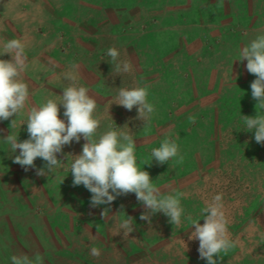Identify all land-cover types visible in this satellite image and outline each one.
<instances>
[{"label": "rangeland", "instance_id": "1", "mask_svg": "<svg viewBox=\"0 0 264 264\" xmlns=\"http://www.w3.org/2000/svg\"><path fill=\"white\" fill-rule=\"evenodd\" d=\"M53 2L57 6L53 5L55 13L65 11V15L85 20L89 26L94 20L100 24L112 15V23L114 20L123 33L129 27L135 29L132 34L144 31L143 45H159L167 52L177 47L178 37L185 43L216 23L217 32L224 28L230 30L228 33L261 29L264 34V0H250L255 18L241 26L230 18L222 19L242 9L237 0ZM132 19L136 23L131 28ZM149 21V26H142ZM237 42L238 37L231 36L225 52L216 45L212 66L205 61L209 50L205 53L204 48H199L192 58H181L175 67L172 64L162 69L158 77H152L147 99L155 112L147 127L136 119V107L128 111L117 104L115 108L114 102H104L96 109L94 116L101 122L98 133L107 131L109 125L113 130L130 132L137 146V166L150 173L162 195L183 193L180 199L185 214L179 225L169 223L162 213L153 215L149 224L140 220L144 208L135 194H129L118 197L109 215L102 219L100 212L107 206L91 208L89 191L82 185L72 186L78 193L72 197L79 203L78 208H65V215L58 218L57 224L65 227V244L60 252L71 256L74 264H206L199 259V241L188 238L194 227L185 217L190 214L203 224L201 210L220 193L228 233L236 243L227 254H220L222 264H264V145L255 142L254 132L243 130L242 115L255 116L257 101L252 99L250 88L255 76L247 72L246 60H237ZM154 55L153 65L160 66L157 53ZM189 116L196 117L195 123L189 122ZM165 137L178 144L184 156L182 164L175 163V159L163 165L151 162V150L158 148ZM81 151L75 150V155ZM69 159L60 167L65 174H71ZM2 168L0 165V172ZM125 215L134 218V231L129 235L119 228ZM60 232L54 230L58 240ZM91 247L100 250L99 257L90 255Z\"/></svg>", "mask_w": 264, "mask_h": 264}, {"label": "crops", "instance_id": "2", "mask_svg": "<svg viewBox=\"0 0 264 264\" xmlns=\"http://www.w3.org/2000/svg\"><path fill=\"white\" fill-rule=\"evenodd\" d=\"M237 1L243 6L242 9L222 19L230 18L241 26L253 20L255 15L251 12L250 0ZM53 5L57 7L53 0H0V51H3V45L8 40L22 39L27 57L22 79L29 85L30 91L26 106L17 117V126L14 129L9 127L11 119L15 117L0 122V165L3 166L0 172V264H11V256L21 253L30 257L39 253L44 258V264H74L71 256L60 252L61 245L65 244V227L57 224L58 218L65 215V208L76 210L79 205L72 199L78 195L69 184L72 175L65 174L61 168L48 176H37L34 169L26 172L20 165L13 163L14 154L2 140L10 131L18 134L20 141L28 138L27 126L23 125L28 111L49 98L60 99L62 89L68 85L63 73L69 70L71 63L78 65V85L89 89V95L97 101L99 109L104 102H116L119 87L149 86L152 77H158L162 69L172 64L175 67L181 58H192L199 48H204L205 53L209 50L205 61L212 66L211 62L218 51L216 45L225 52L227 40L237 36L235 47L239 53L243 46L262 33L261 29L228 33V28L217 32L219 24L216 23L210 25L206 32H198L190 37L185 43L180 39L181 36L178 37L177 47L167 52L159 45H143L141 37L144 31L140 30L139 35L132 34L135 29L129 27L123 33L114 20L112 23V15L100 24L94 20L92 27L85 20L70 18L65 15V11L55 13ZM134 23L136 20L132 19L129 26L132 28ZM149 24L150 21L142 26L147 27ZM159 33L160 38H163V32ZM111 46L120 51L121 60H128L132 64L130 72L112 74L110 58L106 54ZM156 53L160 66L152 63ZM0 59L10 60L11 55L5 54ZM114 107L117 108L116 103ZM63 111L61 105V119H64ZM83 143L85 141L82 138L79 143L65 146L63 152L75 155V150H82ZM18 153L19 150L15 154ZM58 158L63 157L58 155ZM69 161L64 160L65 163ZM35 164L42 167L43 161L37 158ZM8 166L9 170L5 168ZM54 230H61L59 240Z\"/></svg>", "mask_w": 264, "mask_h": 264}, {"label": "clouds", "instance_id": "3", "mask_svg": "<svg viewBox=\"0 0 264 264\" xmlns=\"http://www.w3.org/2000/svg\"><path fill=\"white\" fill-rule=\"evenodd\" d=\"M5 54H10L11 59H0V122L15 117L9 125L10 129H14L17 117L21 115L30 96L29 85L22 79L27 66L25 43L20 38L8 40L3 45V51H0V56ZM106 54L110 58L114 76L132 70V64L120 59V51L115 46L109 47ZM237 60H246L247 72L255 76L250 88L252 99L257 101L256 115H242L243 130L254 132L255 142L264 145V34L257 35L243 46ZM77 69L78 65L73 62L69 70L63 73L68 85L62 89L58 101L49 98L42 105L30 108L23 124L27 126V139L20 141L18 134L11 131L2 138L14 154L13 163L20 165L26 172L34 169L37 176H48L62 167L64 160L71 158L72 186L82 185L89 191L91 208L107 206L100 212L102 219L109 215L111 205L118 197L135 194L137 202L144 208L140 220L151 224L152 216L162 213L168 217L169 223L179 225L185 214L180 199L183 193L161 194L160 189L153 184L150 173L137 166V146L130 132L113 130L109 125L107 131L98 133L101 122L94 116L97 101L89 95L88 88L78 85ZM148 87H119L115 102L128 111L136 107V119L143 121L145 127L150 125L155 112L154 105L147 99ZM61 105L64 119L60 118ZM188 120L195 123L196 117L189 116ZM82 138L85 143L78 155L63 152L65 146L79 143ZM17 150L19 153L15 154ZM58 155L63 158H58ZM37 158L43 161L42 167L36 166ZM151 158V162L155 160L159 165L169 164L173 159L177 164L184 162L178 144L170 137H165L158 148L151 150ZM222 197L223 193L216 194L201 210L203 224L190 214L185 217L194 227L188 238L199 241V259L205 260L206 264H222L223 257L220 254H227L236 246L228 233ZM133 221L134 218L128 215L120 220L119 228L124 235L134 231ZM100 254L98 248L91 247L90 255L99 257ZM10 259L11 264H44V258L39 253L31 257L23 253L14 254Z\"/></svg>", "mask_w": 264, "mask_h": 264}]
</instances>
